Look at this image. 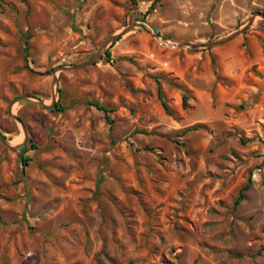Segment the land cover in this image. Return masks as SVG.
Wrapping results in <instances>:
<instances>
[{
  "label": "rangeland",
  "instance_id": "1",
  "mask_svg": "<svg viewBox=\"0 0 264 264\" xmlns=\"http://www.w3.org/2000/svg\"><path fill=\"white\" fill-rule=\"evenodd\" d=\"M137 1L0 0V264H264V0Z\"/></svg>",
  "mask_w": 264,
  "mask_h": 264
},
{
  "label": "water",
  "instance_id": "2",
  "mask_svg": "<svg viewBox=\"0 0 264 264\" xmlns=\"http://www.w3.org/2000/svg\"><path fill=\"white\" fill-rule=\"evenodd\" d=\"M263 16V18H264V15H262ZM252 22V19L250 20V23ZM141 27L142 28H144V26L143 25H141ZM246 28V27H245ZM245 30V29H244ZM242 31H239V32H237V33H234V34H232V35H230V36H228L227 38H225L224 40H222V41H219V42H216V43H211V44H208V45H206L207 47H213V46H218V45H222V44H224V43H226V42H228V41H230L231 39H233L235 36H237L239 33H241ZM157 36V35H156ZM114 38V37H113ZM178 46H181V47H184V46H189V45H178ZM191 48H194V49H198L199 48V46H190ZM96 60H93V61H91V62H89V63H87V64H85V65H80V66H76L75 68H84V67H86V66H88V65H90V64H92V63H94ZM63 70H65V69H68V68H62ZM55 78H54V81H55V84L57 83V77H56V75L54 76ZM31 100V98H27V97H22V98H20V101H30ZM39 101V103L41 104V105H43V106H46L42 101H40V100H38ZM55 101H56V95L53 97V105L55 104ZM53 105H51V106H49V107H47V108H51ZM10 114L12 115V108L10 109ZM12 117L15 119V120H17L19 123H21V125H22V127H23V129H24V134H25V143H24V145H23V150H25V148H26V145H27V142L29 141V135H28V132H27V129H26V127H25V125H24V123L22 122V120L19 118V117H17V116H14V115H12ZM0 142L2 143V144H4L6 147H8L10 150H12V151H17V148L16 147H13L12 145H10L9 144V142H8V140L5 138V135H3V134H1L0 133Z\"/></svg>",
  "mask_w": 264,
  "mask_h": 264
},
{
  "label": "trees",
  "instance_id": "3",
  "mask_svg": "<svg viewBox=\"0 0 264 264\" xmlns=\"http://www.w3.org/2000/svg\"><path fill=\"white\" fill-rule=\"evenodd\" d=\"M131 2H132V5H133V6H135V5L138 4V1H137V0H131ZM150 9H153V7L151 6ZM150 9H149V10H150ZM149 10H148V12L150 13ZM261 13L264 15V11H262ZM108 55H110V53H108ZM158 95H159V97H160V100H161V102H162L163 107H164L166 110H169V108H168V104H167V102H166V100H165V98H164L163 91H162V88H161V86H160V83H159V87H158ZM91 104H92L93 106L97 107L99 110L104 111V112L107 113V114L110 113V110L107 109L106 107H104L103 105H101L100 103H91ZM184 104L186 105V98H185ZM49 109H50L49 111H50V112H53V113H55V112L62 113V112L65 110V107L62 106L60 103H55V104H54L51 108H49ZM107 118L109 119V115H107ZM5 138H6V136H5ZM30 140H31V139L29 138V141H30ZM27 152H28V148L26 147L25 150H24V153L21 154V155H19V156L23 159V162L25 163V165H28V163H27V159L24 157V155H25ZM246 188H247V187H246ZM246 188H244V189L241 191L239 198L236 200V204H239V203L241 202V200L243 199V197H244V191H245Z\"/></svg>",
  "mask_w": 264,
  "mask_h": 264
}]
</instances>
